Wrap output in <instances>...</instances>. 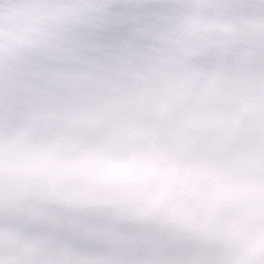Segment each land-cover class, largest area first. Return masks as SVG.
<instances>
[{
    "label": "snow or ice",
    "instance_id": "6c2138e0",
    "mask_svg": "<svg viewBox=\"0 0 264 264\" xmlns=\"http://www.w3.org/2000/svg\"><path fill=\"white\" fill-rule=\"evenodd\" d=\"M0 264H264V0H0Z\"/></svg>",
    "mask_w": 264,
    "mask_h": 264
}]
</instances>
